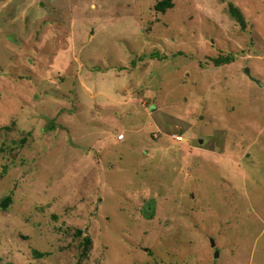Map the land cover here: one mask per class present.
<instances>
[{
  "label": "rangeland",
  "instance_id": "rangeland-1",
  "mask_svg": "<svg viewBox=\"0 0 264 264\" xmlns=\"http://www.w3.org/2000/svg\"><path fill=\"white\" fill-rule=\"evenodd\" d=\"M162 1L0 0V264H264V0Z\"/></svg>",
  "mask_w": 264,
  "mask_h": 264
},
{
  "label": "trees",
  "instance_id": "trees-1",
  "mask_svg": "<svg viewBox=\"0 0 264 264\" xmlns=\"http://www.w3.org/2000/svg\"><path fill=\"white\" fill-rule=\"evenodd\" d=\"M172 3L170 0H164L162 2H160L157 5V9H159L160 11H165L167 9V7L171 6ZM230 13L241 23L242 27L244 28L246 26V21H245V17L243 15V13L241 12V10L239 8H237L236 6H234L233 4H230ZM214 63L216 66H221L224 64H229L232 62V58L230 57H218L213 59ZM9 199V198H8ZM7 202H5L4 206L6 207ZM80 233H82L80 231ZM85 243H86V248L90 246L91 244V239L89 237L85 238Z\"/></svg>",
  "mask_w": 264,
  "mask_h": 264
},
{
  "label": "water",
  "instance_id": "water-1",
  "mask_svg": "<svg viewBox=\"0 0 264 264\" xmlns=\"http://www.w3.org/2000/svg\"><path fill=\"white\" fill-rule=\"evenodd\" d=\"M246 73L252 78V79H254L252 76H251V74H250V70L249 69H246ZM255 80V79H254ZM260 85H264L261 81H257ZM212 244L213 245H215V242L214 241H212ZM219 254V252H217V254L216 255H218Z\"/></svg>",
  "mask_w": 264,
  "mask_h": 264
},
{
  "label": "built area",
  "instance_id": "built-area-1",
  "mask_svg": "<svg viewBox=\"0 0 264 264\" xmlns=\"http://www.w3.org/2000/svg\"><path fill=\"white\" fill-rule=\"evenodd\" d=\"M122 137V136H121ZM182 139V138H181Z\"/></svg>",
  "mask_w": 264,
  "mask_h": 264
}]
</instances>
